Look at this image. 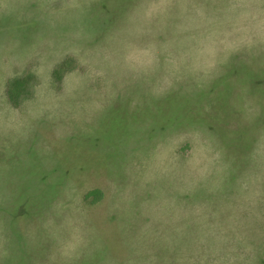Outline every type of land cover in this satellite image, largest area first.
Wrapping results in <instances>:
<instances>
[{"label":"rangeland","instance_id":"obj_1","mask_svg":"<svg viewBox=\"0 0 264 264\" xmlns=\"http://www.w3.org/2000/svg\"><path fill=\"white\" fill-rule=\"evenodd\" d=\"M0 264H264V0H0Z\"/></svg>","mask_w":264,"mask_h":264},{"label":"trees","instance_id":"obj_2","mask_svg":"<svg viewBox=\"0 0 264 264\" xmlns=\"http://www.w3.org/2000/svg\"><path fill=\"white\" fill-rule=\"evenodd\" d=\"M14 82H17L18 83V80H15Z\"/></svg>","mask_w":264,"mask_h":264}]
</instances>
